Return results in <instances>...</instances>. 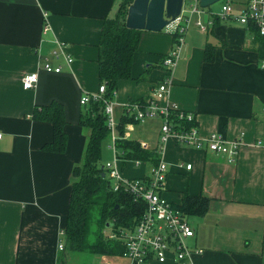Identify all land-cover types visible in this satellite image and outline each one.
<instances>
[{
  "label": "crops",
  "instance_id": "0c3cea01",
  "mask_svg": "<svg viewBox=\"0 0 264 264\" xmlns=\"http://www.w3.org/2000/svg\"><path fill=\"white\" fill-rule=\"evenodd\" d=\"M121 2L0 0V264H68L57 240L72 169L83 161L89 136L78 125L80 98L97 91L101 30ZM217 13L200 14L207 31L186 30L162 104L194 114L201 138L218 133L237 142V155L230 161L169 138L157 155L166 165L159 193L175 209L187 195L209 200L201 216L182 213L195 233L188 246L202 251L192 256L193 264H264V70L248 28ZM141 32L132 79L119 82L111 100L118 123L123 106L147 100L167 77L160 61L173 47V34ZM207 44L214 47L209 63L203 62ZM59 47L72 59L69 66L64 56H52ZM45 62L61 71H43ZM31 72L38 74L37 85L24 90L21 79ZM53 101L62 105L66 121L63 154L41 150L52 139V126L32 118L34 108ZM131 125L128 139L155 150L160 120ZM117 166L124 177L141 179L153 165L118 160ZM97 257L101 264H129L122 257Z\"/></svg>",
  "mask_w": 264,
  "mask_h": 264
},
{
  "label": "trees",
  "instance_id": "16d2710c",
  "mask_svg": "<svg viewBox=\"0 0 264 264\" xmlns=\"http://www.w3.org/2000/svg\"><path fill=\"white\" fill-rule=\"evenodd\" d=\"M132 1L122 0L117 15L112 19H106L101 30L98 80L99 85H105L103 97L106 100H112L119 82L132 79V59L134 53L138 51L142 33L127 29L124 24L127 8ZM230 1L242 3L245 0ZM245 27L253 36L252 49L257 54L260 68V62L264 60V37L259 35L251 23ZM213 56L214 47L207 44L204 48L203 62H211ZM164 57L166 56H163L160 62ZM103 109L102 101L91 102L88 107H83L80 113L78 125L87 128L89 136L83 161L72 169L73 180L63 228L64 248L75 253L87 252L95 256L122 257L125 254V247L121 235L134 229L146 209V204L142 201L134 202L129 194L122 191L112 192L109 181L104 176L105 171L101 165L102 144L110 140V132L106 126ZM32 118L48 122L52 126V139L44 144L41 150L46 153L63 154L67 147V135L62 105L53 101L46 106L36 107ZM170 122L175 128L184 129L197 124L181 121L174 113L171 114ZM126 123L138 122L132 115L129 116L123 107L117 127L120 135L124 133ZM115 147L122 162L155 165L158 161L156 150H143L135 140H116ZM208 202L209 200L204 197L187 195L176 209L185 215L201 216L206 212ZM105 229L116 237L108 239L107 236H103Z\"/></svg>",
  "mask_w": 264,
  "mask_h": 264
},
{
  "label": "built area",
  "instance_id": "2783aa9c",
  "mask_svg": "<svg viewBox=\"0 0 264 264\" xmlns=\"http://www.w3.org/2000/svg\"><path fill=\"white\" fill-rule=\"evenodd\" d=\"M188 3V5H187ZM231 1L225 0L220 12L215 16L222 20H234L241 25L251 23L264 37V0H245L239 4L235 11L231 7ZM187 9V10H186ZM203 9L199 6V0H182L180 15L171 21L166 27V31L173 34V47L163 58L161 64L165 68L167 77L153 86L152 95L145 103L132 102L126 104L127 114L133 116L137 122L148 119H159V139L155 150L158 156L161 155L163 145L172 138L179 146L202 149L218 155H225L232 161L237 155L239 144L237 142L228 143L223 136L218 133H211L205 138H201L197 133V126L193 125L187 129L175 128L170 122L171 114L174 113L181 121L195 122L194 114L179 110L175 104L162 100L171 85V76L179 59L181 47L184 43V34L189 24L190 15H200ZM196 27L202 31H207L208 25L203 24L199 19L195 22ZM46 31V27L44 29ZM59 51H53L52 56L58 58L64 56L66 64L69 66L72 59L63 54L61 47ZM260 68L264 69V60L260 62ZM42 70L48 73H59L60 66H51L45 62ZM38 82L37 72L25 74L21 79L24 90H33ZM105 85L100 84L93 94H84L80 98V105L88 107L91 102L102 101L104 104L103 113L106 117V126L110 132V149L113 159L103 167L109 187L112 192L122 191L129 194L134 202L142 201L146 204V209L132 231L121 235L123 239L125 254L122 258L129 261V264H148L156 262L158 264H193L192 256L202 253L201 250H192L187 240L194 236V229L187 223L182 213L173 208L171 204L160 195V189L166 176V165L161 158L151 166L149 176L141 179H128L122 175L121 169L117 166L119 153L115 147L116 140L128 139V131L131 124L126 123L125 131L120 135L117 131L118 122L114 115L111 100L104 99ZM264 114V107L262 109ZM1 137V135H0ZM139 143V142H138ZM139 146L143 150H149L145 142H140ZM139 164V162H135ZM190 166H187L189 169ZM114 234H109L108 239H114ZM65 246V234L63 230L58 233L57 248L62 251ZM110 264V263H104Z\"/></svg>",
  "mask_w": 264,
  "mask_h": 264
},
{
  "label": "water",
  "instance_id": "95a60500",
  "mask_svg": "<svg viewBox=\"0 0 264 264\" xmlns=\"http://www.w3.org/2000/svg\"><path fill=\"white\" fill-rule=\"evenodd\" d=\"M220 0H199L204 9ZM182 0H133L128 6L124 24L127 29L161 32L180 15Z\"/></svg>",
  "mask_w": 264,
  "mask_h": 264
},
{
  "label": "rangeland",
  "instance_id": "374dc122",
  "mask_svg": "<svg viewBox=\"0 0 264 264\" xmlns=\"http://www.w3.org/2000/svg\"><path fill=\"white\" fill-rule=\"evenodd\" d=\"M224 2H225V0H220V1L212 4L211 6H209L207 8H204L203 10L204 11H207V12H208V10H210L212 12H220L221 6H222V4ZM230 4H231V7L232 8L237 9V8H239V4L240 3L231 2ZM187 5H188V3H187ZM200 17H201V19L203 18L201 15H200ZM200 17H198L197 14H194V15H190L189 16V24H188L189 27L187 29L189 32H191V30L194 29V27L197 28L194 25V23H195V21L198 20L197 18L200 19ZM201 19H200V21L203 23V19L202 20ZM163 31L165 32L166 29H163ZM110 145H111V141L110 140H107V141H105L102 144V158H101V165H102V167H104L107 162H110L113 159L112 151L110 149ZM109 234H111V232L108 229L103 230V236L106 237ZM66 256L69 259L68 264H101V262L99 261V258L97 256L92 255V254H89L87 252H84V253H75V252H71L69 250H66L65 257Z\"/></svg>",
  "mask_w": 264,
  "mask_h": 264
}]
</instances>
